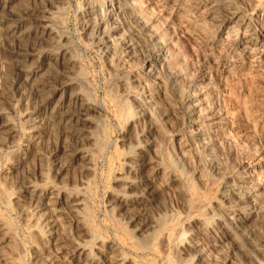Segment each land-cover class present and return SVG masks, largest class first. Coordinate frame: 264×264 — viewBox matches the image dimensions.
Returning a JSON list of instances; mask_svg holds the SVG:
<instances>
[{
	"label": "rangeland",
	"instance_id": "rangeland-1",
	"mask_svg": "<svg viewBox=\"0 0 264 264\" xmlns=\"http://www.w3.org/2000/svg\"><path fill=\"white\" fill-rule=\"evenodd\" d=\"M127 1L0 0V264H264V0Z\"/></svg>",
	"mask_w": 264,
	"mask_h": 264
},
{
	"label": "bare ground",
	"instance_id": "bare-ground-1",
	"mask_svg": "<svg viewBox=\"0 0 264 264\" xmlns=\"http://www.w3.org/2000/svg\"><path fill=\"white\" fill-rule=\"evenodd\" d=\"M114 5H116V7H115V10L116 11H119V10H126L128 7H129V2L127 1V0H112V3H110L109 5H108V7L102 12V13H104V12H109V13H112L113 12V7H114ZM86 9V8H85ZM120 11V12H121ZM114 13V12H113ZM124 14V13H123ZM106 15V14H105ZM108 15V14H107ZM112 16V15H111ZM46 23V22H45ZM102 23V22H101ZM102 27V26H101ZM87 34V33H86ZM106 40V39H105ZM100 45H102V46H105V43H101ZM111 46V45H110ZM96 48H97V46H96ZM102 48V47H101ZM104 48V47H103ZM105 55V54H104ZM158 55V54H157ZM153 58V57H152ZM157 58V57H156ZM159 58V57H158ZM158 58H157V60H158ZM153 61V60H152ZM155 62V61H154ZM157 63V62H156ZM160 63V62H159ZM164 63V62H163ZM43 90V89H42ZM39 93V92H38ZM75 95V94H74ZM80 98V97H79ZM43 101V100H42ZM47 101V100H46ZM68 102V101H67ZM61 105V104H60ZM73 105V104H72ZM58 106V105H57ZM89 106V105H88ZM66 107V106H65ZM85 107V106H84ZM61 108V107H60ZM45 109V108H44ZM59 109V108H58ZM93 109V108H92ZM79 111H80V108L78 109ZM60 111V110H59ZM77 111V110H76ZM85 112H87L86 110H85ZM65 113V112H64ZM53 114V113H52ZM57 114V113H56ZM88 114V113H87ZM82 115V114H81ZM67 116V115H66ZM149 116V115H148ZM90 160V159H89ZM89 170V169H88ZM127 183V182H126ZM131 185V184H130ZM150 186V185H149ZM151 187V186H150ZM227 188V187H226ZM230 188V187H229ZM228 188V189H229ZM231 188H232V186H231ZM133 190V189H132ZM233 190H235L234 188L233 189H230V193H234V191ZM236 193V192H235ZM228 194H229V192H228ZM231 195H233L234 196V194H231ZM85 252V251H84Z\"/></svg>",
	"mask_w": 264,
	"mask_h": 264
}]
</instances>
